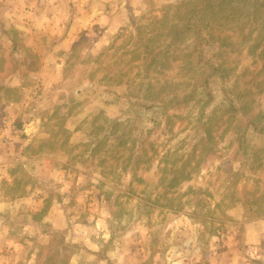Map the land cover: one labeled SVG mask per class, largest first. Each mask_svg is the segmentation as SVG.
<instances>
[{
	"label": "rangeland",
	"instance_id": "1",
	"mask_svg": "<svg viewBox=\"0 0 264 264\" xmlns=\"http://www.w3.org/2000/svg\"><path fill=\"white\" fill-rule=\"evenodd\" d=\"M4 222L26 264H264V0H0Z\"/></svg>",
	"mask_w": 264,
	"mask_h": 264
},
{
	"label": "crops",
	"instance_id": "2",
	"mask_svg": "<svg viewBox=\"0 0 264 264\" xmlns=\"http://www.w3.org/2000/svg\"><path fill=\"white\" fill-rule=\"evenodd\" d=\"M25 233L26 224H0V264H26Z\"/></svg>",
	"mask_w": 264,
	"mask_h": 264
},
{
	"label": "trees",
	"instance_id": "3",
	"mask_svg": "<svg viewBox=\"0 0 264 264\" xmlns=\"http://www.w3.org/2000/svg\"><path fill=\"white\" fill-rule=\"evenodd\" d=\"M194 98H197V94H195V93L193 92V93H190V94H186L185 97H184V99H183L182 101H179V100L174 101V100H172L171 102H174L176 105L181 106V105H186V104L191 103L192 101L195 100ZM161 100H162V101H161ZM160 101H161V103H162L163 105H159V106H164L165 103H164L163 99L156 100L157 103H159Z\"/></svg>",
	"mask_w": 264,
	"mask_h": 264
}]
</instances>
